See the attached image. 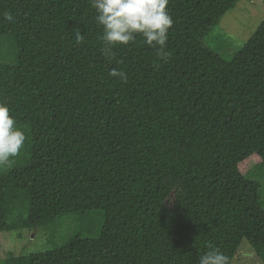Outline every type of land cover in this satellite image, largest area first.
Listing matches in <instances>:
<instances>
[{
	"label": "trees",
	"instance_id": "obj_1",
	"mask_svg": "<svg viewBox=\"0 0 264 264\" xmlns=\"http://www.w3.org/2000/svg\"><path fill=\"white\" fill-rule=\"evenodd\" d=\"M236 2L168 0L165 61L140 35L104 56L90 0H0V103L26 134L0 170V232L104 217L94 237L0 264H198L213 248L231 264L243 239L264 264L249 176L264 166V21L230 60L203 42Z\"/></svg>",
	"mask_w": 264,
	"mask_h": 264
},
{
	"label": "rangeland",
	"instance_id": "obj_2",
	"mask_svg": "<svg viewBox=\"0 0 264 264\" xmlns=\"http://www.w3.org/2000/svg\"><path fill=\"white\" fill-rule=\"evenodd\" d=\"M264 21V0H237L203 38V42L217 52L223 59L230 60ZM5 52V58L12 57L11 47ZM0 59L1 58L0 55ZM14 164V159L10 158ZM8 168V167H7ZM7 168H0L5 170ZM250 178L257 180L261 186L264 202V166L255 165L250 170ZM104 217L100 211L90 210L75 213L53 220L47 228L35 231L29 228L0 232V259L9 253L13 255L29 254L50 249L60 245L73 233L88 237L96 236L103 224ZM231 264H263L253 253L249 243L243 239Z\"/></svg>",
	"mask_w": 264,
	"mask_h": 264
},
{
	"label": "clouds",
	"instance_id": "obj_3",
	"mask_svg": "<svg viewBox=\"0 0 264 264\" xmlns=\"http://www.w3.org/2000/svg\"><path fill=\"white\" fill-rule=\"evenodd\" d=\"M90 3L101 28V52L104 56L113 58L114 48L135 42L140 35L144 44L156 49L157 57L168 59L170 53L166 51V41L173 24L167 12L168 0H90ZM4 19L13 21L14 17L4 13ZM73 38L76 45L84 41L80 31L75 32ZM109 74L127 82L128 77L123 70L112 69ZM25 141V131L16 127L10 109L0 103V168L11 167L10 158L20 154ZM198 264H229V257L213 248L200 256Z\"/></svg>",
	"mask_w": 264,
	"mask_h": 264
},
{
	"label": "water",
	"instance_id": "obj_4",
	"mask_svg": "<svg viewBox=\"0 0 264 264\" xmlns=\"http://www.w3.org/2000/svg\"><path fill=\"white\" fill-rule=\"evenodd\" d=\"M236 255H238V254H236Z\"/></svg>",
	"mask_w": 264,
	"mask_h": 264
}]
</instances>
